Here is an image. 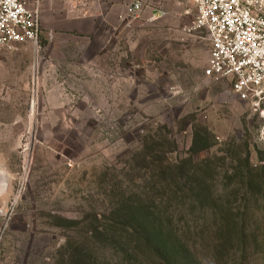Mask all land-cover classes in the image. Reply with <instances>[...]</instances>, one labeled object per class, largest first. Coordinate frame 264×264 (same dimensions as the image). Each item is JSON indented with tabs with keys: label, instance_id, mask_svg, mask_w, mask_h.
<instances>
[{
	"label": "rangeland",
	"instance_id": "obj_1",
	"mask_svg": "<svg viewBox=\"0 0 264 264\" xmlns=\"http://www.w3.org/2000/svg\"><path fill=\"white\" fill-rule=\"evenodd\" d=\"M133 2L0 48V264H264V95L205 75L191 0Z\"/></svg>",
	"mask_w": 264,
	"mask_h": 264
},
{
	"label": "built area",
	"instance_id": "obj_2",
	"mask_svg": "<svg viewBox=\"0 0 264 264\" xmlns=\"http://www.w3.org/2000/svg\"><path fill=\"white\" fill-rule=\"evenodd\" d=\"M196 15L189 30H205L210 55L205 75L228 79L244 101L264 95V0H191ZM142 0H134L129 14L141 15ZM166 14L154 10L157 19ZM41 35L40 0H0V48L8 51L24 43L38 44Z\"/></svg>",
	"mask_w": 264,
	"mask_h": 264
},
{
	"label": "crops",
	"instance_id": "obj_3",
	"mask_svg": "<svg viewBox=\"0 0 264 264\" xmlns=\"http://www.w3.org/2000/svg\"><path fill=\"white\" fill-rule=\"evenodd\" d=\"M130 0H40L41 35L96 37L103 25L123 16ZM144 3V0H142ZM33 6L34 0H27ZM40 35V36H41Z\"/></svg>",
	"mask_w": 264,
	"mask_h": 264
},
{
	"label": "trees",
	"instance_id": "obj_4",
	"mask_svg": "<svg viewBox=\"0 0 264 264\" xmlns=\"http://www.w3.org/2000/svg\"><path fill=\"white\" fill-rule=\"evenodd\" d=\"M162 244L164 245L163 241H160V243L157 245L158 246L157 248L159 250H162V248H163V245Z\"/></svg>",
	"mask_w": 264,
	"mask_h": 264
}]
</instances>
